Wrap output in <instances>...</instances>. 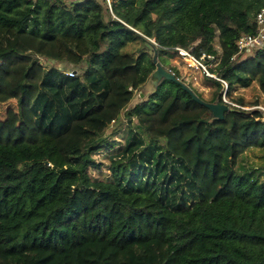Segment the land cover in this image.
<instances>
[{
	"label": "trees",
	"instance_id": "obj_1",
	"mask_svg": "<svg viewBox=\"0 0 264 264\" xmlns=\"http://www.w3.org/2000/svg\"><path fill=\"white\" fill-rule=\"evenodd\" d=\"M262 6L0 0V264H264V164L246 163L264 149V114L215 119L172 80L129 107L155 69L144 37L160 63L178 47L214 56L210 101L245 106L234 92L253 82L264 93V47L236 45ZM133 117L151 145L136 134L96 161L106 129Z\"/></svg>",
	"mask_w": 264,
	"mask_h": 264
},
{
	"label": "rangeland",
	"instance_id": "obj_2",
	"mask_svg": "<svg viewBox=\"0 0 264 264\" xmlns=\"http://www.w3.org/2000/svg\"><path fill=\"white\" fill-rule=\"evenodd\" d=\"M218 48V46H216ZM255 49L250 51H244L241 53L242 56H247L254 52ZM161 60V59H160ZM163 63H161L165 68L171 70L170 68L175 67L180 75V79L187 84L189 87H192L196 92H198L201 97L205 100L210 101V99L214 96L215 88L211 86L209 83L206 82L204 75L205 73L197 67L192 60L185 59L183 56L178 54L172 55H164ZM216 64V63H215ZM215 64H211L214 66ZM63 71L72 70L71 66L62 63L57 64ZM152 90L151 82L143 86L142 90L135 91L133 99L129 103V107L134 105L135 103L139 102L143 96H147ZM221 91H219L220 93ZM218 96V95H217ZM236 96H243L244 99L247 101L245 106H241L233 102L224 92H222V100L226 101L225 103L228 104L230 107L237 106L244 110H254L258 109L264 114V111L261 107L264 108V93L260 90L259 85L253 82L250 86L239 88L234 92V97ZM216 98V97H215ZM258 98L260 100L259 104L254 105L250 103L254 99ZM264 118V116H263ZM121 119H124L121 117ZM113 124L110 125L104 135L103 141L100 143L102 148L95 150L91 153V156L96 160L103 162L104 165H109L111 162L110 156L116 153H119L124 150L127 144V140L131 139L133 135L139 134L144 139V147L147 145H151L150 142L152 138L149 137L146 132L145 128L140 124L137 118L133 117L130 122L127 120H123V125L119 129H113ZM158 143L161 145L166 144L165 138H160L157 140ZM247 166L252 165H263L264 164V149L259 148H251L247 152ZM164 163L170 166L169 160L164 158ZM181 173L180 171H177ZM171 173V170L168 171V174ZM263 178V177H261ZM183 184V189L187 191V187L185 186V180H181ZM175 184V183H173ZM192 199L188 198V202H191Z\"/></svg>",
	"mask_w": 264,
	"mask_h": 264
},
{
	"label": "built area",
	"instance_id": "obj_3",
	"mask_svg": "<svg viewBox=\"0 0 264 264\" xmlns=\"http://www.w3.org/2000/svg\"><path fill=\"white\" fill-rule=\"evenodd\" d=\"M108 5H110V0H106ZM255 23H256V29L253 33H243L239 36V38L236 41L238 52L237 54H241L244 51H250L252 49L262 48L264 47V6H262L255 15ZM179 51V54L183 56L185 59L192 60L194 64L199 67L207 76L217 78V76L212 73L209 69L211 64L213 63L214 56L212 55H204L201 58H196L193 56L188 50L184 48H177ZM209 60L210 63H206L203 60ZM69 75H72V72L74 71L69 70L66 71ZM223 102H226L223 100ZM261 109L264 111V108L261 107Z\"/></svg>",
	"mask_w": 264,
	"mask_h": 264
},
{
	"label": "water",
	"instance_id": "obj_4",
	"mask_svg": "<svg viewBox=\"0 0 264 264\" xmlns=\"http://www.w3.org/2000/svg\"><path fill=\"white\" fill-rule=\"evenodd\" d=\"M144 39L151 45L153 49L152 60L155 64V69L152 71L148 79V81H150L152 85L151 92H154L163 80H172L177 83H180L184 87V89L192 96L193 100L203 105L204 107L208 108L212 112L215 119L222 120L224 118V113L226 111L232 110V107H230L225 102L220 101L218 96L213 101H208L197 95L187 84H185L182 80L177 78L173 72L165 68L159 62L157 58V49L153 45V43H155V40L153 38L148 39L146 37H144ZM51 61L54 62V60Z\"/></svg>",
	"mask_w": 264,
	"mask_h": 264
}]
</instances>
